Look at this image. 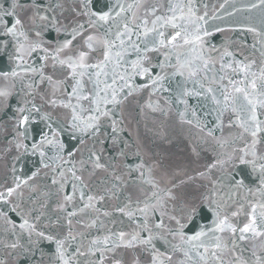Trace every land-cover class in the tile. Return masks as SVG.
<instances>
[{
  "label": "snow or ice",
  "instance_id": "snow-or-ice-1",
  "mask_svg": "<svg viewBox=\"0 0 264 264\" xmlns=\"http://www.w3.org/2000/svg\"><path fill=\"white\" fill-rule=\"evenodd\" d=\"M0 264H264V0H0Z\"/></svg>",
  "mask_w": 264,
  "mask_h": 264
},
{
  "label": "water",
  "instance_id": "water-1",
  "mask_svg": "<svg viewBox=\"0 0 264 264\" xmlns=\"http://www.w3.org/2000/svg\"><path fill=\"white\" fill-rule=\"evenodd\" d=\"M219 39L220 37H217V40ZM170 150L176 154L179 162L188 163L190 167L198 166L196 163H192V157L190 156V151L182 139L178 138L176 142L172 145ZM206 159H210V158H203L198 162V164L203 165L206 162Z\"/></svg>",
  "mask_w": 264,
  "mask_h": 264
}]
</instances>
